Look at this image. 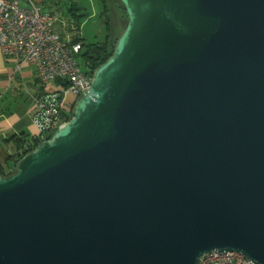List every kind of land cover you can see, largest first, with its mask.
Here are the masks:
<instances>
[{"label":"water","instance_id":"1","mask_svg":"<svg viewBox=\"0 0 264 264\" xmlns=\"http://www.w3.org/2000/svg\"><path fill=\"white\" fill-rule=\"evenodd\" d=\"M72 117L0 175V264H264V0H119Z\"/></svg>","mask_w":264,"mask_h":264},{"label":"built area","instance_id":"2","mask_svg":"<svg viewBox=\"0 0 264 264\" xmlns=\"http://www.w3.org/2000/svg\"><path fill=\"white\" fill-rule=\"evenodd\" d=\"M79 31L76 21L54 10L0 0V52L14 61L16 69L34 65L37 75L30 114L38 133L23 140L14 158L28 153L34 143L47 139L67 121L69 96L79 98L87 92L92 74L81 70L77 60L83 44ZM197 264L252 263L237 251H210Z\"/></svg>","mask_w":264,"mask_h":264},{"label":"crops","instance_id":"3","mask_svg":"<svg viewBox=\"0 0 264 264\" xmlns=\"http://www.w3.org/2000/svg\"><path fill=\"white\" fill-rule=\"evenodd\" d=\"M17 2L21 6L35 3L45 11L47 9L53 11L51 9L54 6L51 0H17ZM72 8L75 9L73 5ZM81 14V11L79 14H74V18L77 19ZM36 82L34 65L22 64L16 69L14 61L0 52V165L3 167L14 163V158L6 161L8 155L14 154L16 149L13 140H10L12 136L26 138L38 133L30 114L33 104L31 95L35 92Z\"/></svg>","mask_w":264,"mask_h":264},{"label":"rangeland","instance_id":"4","mask_svg":"<svg viewBox=\"0 0 264 264\" xmlns=\"http://www.w3.org/2000/svg\"><path fill=\"white\" fill-rule=\"evenodd\" d=\"M51 2L54 4L51 10L78 22L80 26L79 37L85 44L102 42L106 39L108 33L109 38L116 37L127 21L126 14L123 13L119 0H105L104 5L108 8L107 13L103 12L101 0H51ZM72 5L75 9L72 8ZM80 11L82 14L75 19L72 13L79 14ZM106 15L110 19L109 29L106 25ZM77 60L81 70H88L79 56ZM69 98L74 99V96H69Z\"/></svg>","mask_w":264,"mask_h":264},{"label":"trees","instance_id":"5","mask_svg":"<svg viewBox=\"0 0 264 264\" xmlns=\"http://www.w3.org/2000/svg\"><path fill=\"white\" fill-rule=\"evenodd\" d=\"M101 1L103 3V12L107 13L108 8L106 5H104L105 0H101ZM122 11L125 14L123 6H122ZM74 14L75 13L73 12L72 15L75 16ZM106 25H107V28L109 29L110 19L108 15H106ZM123 29L124 28H122V30L120 31V33H118L116 37L109 38V33H108L106 39L102 42L94 43V44H85V43L82 44L79 57L80 59L83 60L85 67L88 69V70H85L87 73L91 75L92 71L99 65L103 64L107 60V58L112 54L115 42L118 36L123 31ZM77 99L78 98L76 97H74V99H70L71 102L68 105V109H67L70 115L67 117V120H69L73 115V110H74V106H75ZM51 135H48L46 138H49ZM24 139H25L24 136H21V137L12 136L10 138V140H13L16 146L15 148H17L23 142ZM11 158H14L13 154L8 155V157L6 158V161ZM17 160L18 158H14L13 159L14 163L11 164V166L3 167L0 165V175L5 176V175H9L10 173H12L15 170V164Z\"/></svg>","mask_w":264,"mask_h":264},{"label":"bare ground","instance_id":"6","mask_svg":"<svg viewBox=\"0 0 264 264\" xmlns=\"http://www.w3.org/2000/svg\"><path fill=\"white\" fill-rule=\"evenodd\" d=\"M76 27H80L77 21H76ZM91 78H92V76H91ZM63 124H64V123H60V124H59V127H60L61 125H63ZM37 144H38V143H34L33 148L28 149V152L31 151V150H33ZM23 155H24V154H22L21 156H23ZM21 156H20V157H21ZM20 157H16V158L19 159Z\"/></svg>","mask_w":264,"mask_h":264}]
</instances>
